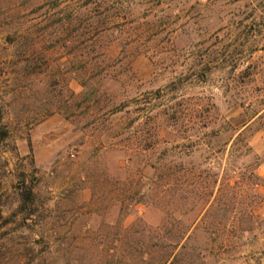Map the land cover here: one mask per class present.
Instances as JSON below:
<instances>
[{"label":"rangeland","instance_id":"obj_1","mask_svg":"<svg viewBox=\"0 0 264 264\" xmlns=\"http://www.w3.org/2000/svg\"><path fill=\"white\" fill-rule=\"evenodd\" d=\"M0 264H264V0H0Z\"/></svg>","mask_w":264,"mask_h":264},{"label":"trees","instance_id":"obj_2","mask_svg":"<svg viewBox=\"0 0 264 264\" xmlns=\"http://www.w3.org/2000/svg\"><path fill=\"white\" fill-rule=\"evenodd\" d=\"M33 200V192L29 191L25 198H23V201H32Z\"/></svg>","mask_w":264,"mask_h":264}]
</instances>
